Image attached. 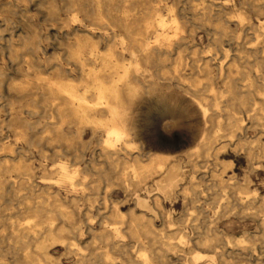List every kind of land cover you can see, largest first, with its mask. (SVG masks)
Wrapping results in <instances>:
<instances>
[{"label":"bare ground","instance_id":"bare-ground-1","mask_svg":"<svg viewBox=\"0 0 264 264\" xmlns=\"http://www.w3.org/2000/svg\"><path fill=\"white\" fill-rule=\"evenodd\" d=\"M120 2L119 9H112V0H68L65 10L69 19L62 20L59 27L72 34L73 22L83 35L73 32L72 42L65 44L64 56L60 58L79 72L77 77L71 76L67 68L61 67L58 57L53 56L51 73L38 64L34 77L10 85L17 87L18 99L7 103L3 110L6 118H0V129L6 127L12 134L8 143L0 138V195L8 189L19 198L18 203L23 198V206L15 214L24 218H16L9 233L0 235V253L16 254L20 264H54L51 251L58 250L54 247L75 251L70 246L84 230V220L75 218L80 201L86 205V220L90 207L100 201L111 210V222L109 228L98 232L90 224L85 225L92 231L93 239L106 247L102 249L93 240L95 246L90 252H75L79 256L75 264H157L156 258L163 260L169 254L181 252L185 256L190 254L195 262L201 260L205 254L191 251V244L212 249L220 264H232L228 255L242 253L248 248L247 242L223 228L217 231L214 224L233 226L236 218L246 217L257 219L262 225L258 234L264 248V195L255 198L246 185L231 182L230 176L224 179L227 171L234 173V160L222 157L230 147L235 155L243 152L249 163L264 158V144H260L259 153L252 146L254 142L259 144V138L251 140L243 133L247 128L264 132V102L254 97L255 93H264V74L254 75V69L236 59L213 64L197 50L187 55L184 8L179 12L176 5L164 3L167 13L163 15L160 4L144 8L138 0ZM219 6L218 13L224 10ZM201 9L210 10L205 5ZM234 14L238 21L245 19L240 11L235 10ZM21 46L33 52L43 50L36 36H24ZM255 54L256 50L247 52L253 59ZM158 76L176 80L179 94L186 98L177 106L178 113L187 114L193 105L203 130L188 149L154 152L142 160L143 150L137 144L138 103L151 96L156 99L160 114L169 109L165 92L171 91L170 86L159 83ZM219 113H224V120L218 119ZM33 115L35 120L30 118ZM209 126L216 127L213 134L208 132ZM148 143L169 145L168 140L159 138ZM35 161L40 166L42 186L34 183ZM202 163L210 165L208 177L212 182L207 186L210 192L204 202L215 210L211 220L204 207L197 205L201 211L196 214L190 208L201 200L199 185L193 180L196 173H201ZM4 174L7 176L1 179ZM246 179L250 181L248 176ZM22 188L27 192L18 195ZM120 192L125 193L124 198L111 197ZM173 192L187 211L177 218L178 224L198 229L197 221L206 223L202 231H196L193 242L179 226L170 234L176 222L164 204L173 203ZM128 198L131 205L124 213L120 206ZM157 219L158 225L154 222ZM124 233L137 243L132 244L137 259L130 255Z\"/></svg>","mask_w":264,"mask_h":264},{"label":"rangeland","instance_id":"rangeland-1","mask_svg":"<svg viewBox=\"0 0 264 264\" xmlns=\"http://www.w3.org/2000/svg\"><path fill=\"white\" fill-rule=\"evenodd\" d=\"M120 1L121 0H112L111 8L119 9L121 5ZM204 1L205 2H203V0H138L137 3L144 8H149L154 6L155 4H160V11L163 15H166L167 13L166 4L176 5L179 8V12L182 8L185 9L186 15L183 17V19L184 22H186L184 42L186 46L185 53L187 55H189L188 53L191 50H197L199 55L206 57L213 64L226 61L230 62L232 61V59H236L238 63L247 65L254 69V75L260 73L264 74V0H229L226 3L225 0ZM67 3L68 0H0V72H3L0 74V118H6V113L3 110L6 109L7 103L11 101L16 102L18 99L17 87L10 85L12 83H19L21 81H25L34 77L35 72L38 69V64L40 65L41 69H46L49 73H51V71L54 69L52 57L55 56L58 57V61L61 64V67L67 68L70 71L71 76H78L79 72L73 66L67 64L65 60L60 58L64 56L65 44L72 42L74 33H77L76 35H83L81 28L77 27L76 23L72 22V25L75 26V28L72 30V34L69 35L67 34L68 30L66 28L59 27V24L62 22V20L69 19V14L65 10V6L67 5ZM203 5L209 7L210 10L201 9ZM219 5H222L224 9L220 13L217 12V10L221 7ZM235 10L243 13L245 19L242 21H238L234 14ZM225 21H227L228 23ZM200 28H202V30ZM169 32L172 31L169 29ZM27 35L36 36V39L40 42L43 50L37 49L33 52V50H31L30 48L22 47L21 45L23 38ZM10 37H12V40ZM8 39L10 41H8ZM193 41L197 42L194 43ZM188 43L190 45H188ZM10 45H13L15 47L14 50H12L13 46L11 47ZM189 47H191L190 50ZM101 48H105V41H102ZM255 50V58L253 59L252 57H248L247 52ZM23 51H25L26 53ZM259 80V78L256 79L255 85H259ZM158 81L161 84H168L170 86L171 91L165 92L166 98L169 100L168 112L160 114L158 111V103L156 99L151 96H147L145 100H141L138 103L137 110L135 112L136 119L139 125V138L137 139V144L141 146L143 150L141 155L142 160H147L148 157L154 152L174 153L188 149L195 144L196 139L203 130L202 125L198 123L199 115L193 105L189 106V111L187 114L178 113L176 109L177 106L183 103L186 98L181 93L179 94L181 89L177 85L176 80L171 81L158 76ZM254 97L259 100L261 99L264 102V93H255ZM28 98L29 97H26V100ZM240 115L243 117V112H240ZM30 118L32 120H35L37 117L33 115ZM224 118V113L218 114V119H221L220 121L224 120ZM244 122L246 123L247 120H245ZM172 129L174 131H172ZM207 129L209 133L213 134L216 127L209 126ZM243 133L245 136H249L251 140L259 138V144H255V142L252 144V146H254V152L259 153L260 144H264V132H262L260 128H247ZM0 138H3L1 142L6 143L7 141L8 143L12 140V134L5 127V129L3 130L0 129ZM156 138L168 140L170 146L168 144L166 146H158L153 143H148V141H154L156 140ZM182 139L185 141H183ZM231 142L233 143V146V140ZM227 149L229 150L224 152L222 154V157L225 159L234 160V173L231 170L227 171L226 174H223V178L229 179L230 176L233 178L232 180H230L231 182L244 184L247 186L248 190H252L254 192L255 198L262 197L264 195V158L253 160L252 163H249L245 159L243 152L235 155L230 151V147H227ZM146 155L149 156L147 157ZM201 165L204 166L199 169L201 173H196L193 180L199 185L198 190L199 188L200 190L198 197L201 200L194 205H190V208L192 209V213L194 212L196 214V212L201 211V209L197 208V205L204 207L205 209H207V213L210 214L208 220H211L215 216V210L210 205L204 202V200L208 199L210 192V190H206L207 186L212 182L210 177H208V167L210 165L204 163H202ZM35 166L36 180L34 179V183L42 186L44 182H42L41 180V174L39 173L40 166L37 161H35ZM215 168L217 169L218 167ZM188 169L190 168L188 167ZM202 173L204 176H202ZM6 176L7 175L4 174L1 179L5 178ZM247 176L250 179L249 182L246 179ZM26 192V189L22 188L17 194L24 195ZM171 194L173 203L165 202L164 207L172 212L171 216L173 217L174 222H176L177 218L181 215H184L187 211L181 204V199L177 195V193L173 192ZM63 196L64 198H67L64 194ZM111 197L122 199L125 197V193L120 192L118 194L111 195ZM18 199L19 198L15 197L8 189L3 192L2 195H0V214L3 215L0 218V235L9 233L10 226L16 221V218H24V215L15 214L16 209L22 207L24 202V199L22 198L21 200L23 202L18 203ZM127 200V202L120 206V210H122L124 213H127L128 208L131 205L130 198H128ZM84 207L86 208V205L82 201H80L78 203V208L76 209L75 218L84 220L85 224H82V230L84 229L82 234L79 237L77 236L74 239V245L70 246V248H74L75 251H73L72 249L68 250L64 246L54 247V249H58L56 251H51L54 264H75L76 260L79 257L75 252L81 251L80 253L86 254L94 248L95 243L92 242L94 240L92 237V231L87 230L85 226L87 223L91 225L95 232L100 231V229H103V227H110L111 221L110 219H108V216L111 210L109 209V207H104L102 204H100V201L98 203H95L92 207H90L91 210L88 214V220H86L85 217ZM154 222L157 225L160 224V221L158 219ZM197 224L200 227L198 229H193L190 224L185 225L182 223L178 224L176 222V225L172 227L173 231H170V234H173L180 227L183 229H181V231L186 234L187 239L190 240V242H193V238L196 236V231H202L203 226H205L206 223L205 221L203 222V220H199L197 221ZM120 225L122 224H119L117 226ZM214 226L217 231L223 228L227 233L231 232L230 234L232 235L242 236L247 242L246 245L248 246V248L243 250L242 253H234L228 255V260L230 261V263L264 264V248L261 247V245L263 244V239L258 234L262 231V225L257 219L251 217L242 219L236 218L235 224L233 226L224 225V223L222 222L215 223ZM244 232L246 233L244 234ZM124 235L125 238L123 237V240L129 243L128 248L130 249V251H132L130 255L133 257V259H137L136 254L133 252L134 247L132 246V244L135 246L137 243L128 235H126V233H124ZM5 239L6 237L2 240ZM94 241H96V244L98 243L97 246L105 249V244L99 242V240ZM144 241L147 242V239H144ZM191 246V251H200L205 254L206 258L204 256L201 260L195 262L191 258L190 254L186 253L185 256V253L181 252L177 254H169L163 260H159L156 258L155 262L157 264H160L161 262L163 264H215V262L216 264H220L218 255L213 252L212 249H203L194 244H191ZM98 251H100V249ZM114 256L118 258L125 257L119 254H114ZM210 256H213L215 260H211ZM0 264H20V261L16 254L6 253L4 255L0 253ZM124 264H126V262H124Z\"/></svg>","mask_w":264,"mask_h":264}]
</instances>
